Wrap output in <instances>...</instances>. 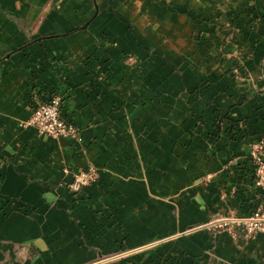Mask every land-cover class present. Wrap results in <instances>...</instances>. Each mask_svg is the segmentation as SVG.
I'll return each instance as SVG.
<instances>
[{"label": "crops", "instance_id": "crops-1", "mask_svg": "<svg viewBox=\"0 0 264 264\" xmlns=\"http://www.w3.org/2000/svg\"><path fill=\"white\" fill-rule=\"evenodd\" d=\"M234 7L0 0V264H264V233L234 222L260 197L264 15L203 31ZM56 94L80 138L23 124Z\"/></svg>", "mask_w": 264, "mask_h": 264}, {"label": "built area", "instance_id": "built-area-1", "mask_svg": "<svg viewBox=\"0 0 264 264\" xmlns=\"http://www.w3.org/2000/svg\"><path fill=\"white\" fill-rule=\"evenodd\" d=\"M35 97L31 104V115L25 120L24 125L33 126L39 133L53 138H79L80 130L62 115L60 96H53L49 100ZM249 153L255 162L254 185L260 197L258 204L249 215L235 218L234 222L241 226L245 237L251 238L264 233V138L252 143ZM98 179L99 168L95 164H89L87 168L74 173L68 188L74 195H78Z\"/></svg>", "mask_w": 264, "mask_h": 264}, {"label": "rangeland", "instance_id": "rangeland-1", "mask_svg": "<svg viewBox=\"0 0 264 264\" xmlns=\"http://www.w3.org/2000/svg\"><path fill=\"white\" fill-rule=\"evenodd\" d=\"M230 2L233 3L234 5H235V3H237V9H236V7H234L235 14L233 15V18L229 19L227 21V23H225L224 20L222 22L220 20H216V21H210L209 20L205 24L207 27L203 30L204 32H207V33H211L212 32V33H214V29H216V31H221L222 32V31H224V29L228 25H229V27L231 26V27L239 28L241 26H244L245 24L249 25V24H252L254 21L260 20L262 18V16L264 15L263 14L264 0H216L217 8L215 10L211 11V13H215V14L211 15V17L215 18V19L216 18H220L219 17L220 14L224 13L226 11V9L228 8ZM243 15L244 16H247V15L249 16V18L246 19V23L244 22L243 25H242L239 22L238 23L235 22L236 19H238L240 16H243ZM207 33H205V34H207ZM215 35L219 36L218 32H216ZM204 37L205 36H203L201 34V38H204ZM209 38H205L203 40H207ZM220 39H222V36H221ZM217 42H220V40H217ZM223 43H224V41L220 42V44H223ZM53 96H60L62 98V96L60 94H56V95H53ZM62 102H63V100H61V105H62ZM77 128H78V126H77ZM79 138H80V136H79ZM261 138H264V135L261 136L260 138H258L256 141H258ZM72 139H77V138H72ZM256 141H254V142H256ZM249 156H250V153H249ZM250 158H251V156H250ZM253 163H254V166H255V162L254 161H253ZM90 164H92V163H90Z\"/></svg>", "mask_w": 264, "mask_h": 264}, {"label": "trees", "instance_id": "trees-1", "mask_svg": "<svg viewBox=\"0 0 264 264\" xmlns=\"http://www.w3.org/2000/svg\"><path fill=\"white\" fill-rule=\"evenodd\" d=\"M259 11H260V10H259ZM263 14H264V10H263ZM263 14H262V15H263ZM35 98H36V97L34 96V98H33V99H35Z\"/></svg>", "mask_w": 264, "mask_h": 264}]
</instances>
